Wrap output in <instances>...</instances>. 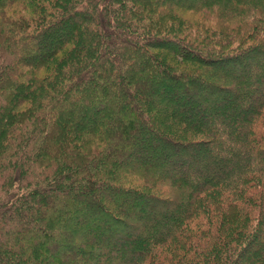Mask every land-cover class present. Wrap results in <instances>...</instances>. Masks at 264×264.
<instances>
[{"label":"trees","instance_id":"trees-1","mask_svg":"<svg viewBox=\"0 0 264 264\" xmlns=\"http://www.w3.org/2000/svg\"><path fill=\"white\" fill-rule=\"evenodd\" d=\"M263 235L264 0H0V264H264Z\"/></svg>","mask_w":264,"mask_h":264},{"label":"rangeland","instance_id":"rangeland-1","mask_svg":"<svg viewBox=\"0 0 264 264\" xmlns=\"http://www.w3.org/2000/svg\"><path fill=\"white\" fill-rule=\"evenodd\" d=\"M175 10V13H176V15L178 16V18H182V15L186 18V16H189L190 17V19H195L196 17L198 18V16H201L200 14H193V13H191V12H189V11H184V10H182V9H179V8H174ZM197 15V16H196ZM166 47V46H165ZM167 48V51L166 50H154L156 53H158V54H164V53H167L168 55H173L174 56V58H177L178 59V63H173V64H175L174 65V67L175 68H177V69H182V58H180L176 53H174V54H172L173 53V50H170L168 47H166ZM165 48V49H166ZM172 57V56H171ZM192 66V65H191ZM213 80H216L217 78H212ZM218 80V79H217ZM227 84H229V83H227ZM146 88V87H145ZM237 89H239V87H237ZM152 96L151 95H148L147 94V91H146V105H148V107H150V108H152V105H155L154 103H155V101L151 98ZM223 100H225V99H223ZM188 105H191V108H192V112H196V111H198L197 110V107L196 106H194L191 102L190 103H188ZM188 119L190 120V121H194V117H190V116H188ZM167 123H169L168 121H167ZM169 126V125H168ZM160 129L163 131V133H165V134H167L168 136H170V137H173V138H175V139H182V140H184V141H187L188 140V138H184V137H179V135L177 134V133H175L172 129H171V126H169V128L168 127H160ZM201 139L202 141H207L208 140V138H206V137H196V139ZM152 161V159H149V161ZM180 167H182L181 165H179V169H180ZM258 241L259 242H254V245H252V247L250 248L251 250L252 249H255L256 248V246H261V245H263V243H264V235L263 236H261V237H259V239H258Z\"/></svg>","mask_w":264,"mask_h":264}]
</instances>
